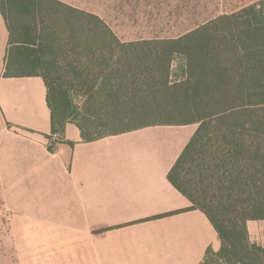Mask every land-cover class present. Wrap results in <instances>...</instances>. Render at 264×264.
Listing matches in <instances>:
<instances>
[{"label": "trees", "instance_id": "obj_1", "mask_svg": "<svg viewBox=\"0 0 264 264\" xmlns=\"http://www.w3.org/2000/svg\"><path fill=\"white\" fill-rule=\"evenodd\" d=\"M0 13L9 32L4 76L43 79L52 133L55 103L71 91L85 99L71 120L84 142L106 136L92 126L197 124L167 178L217 233L220 249L204 264H264L246 230L264 221V0L176 37L128 43L55 0H0ZM176 56L185 79L172 83Z\"/></svg>", "mask_w": 264, "mask_h": 264}, {"label": "crops", "instance_id": "obj_2", "mask_svg": "<svg viewBox=\"0 0 264 264\" xmlns=\"http://www.w3.org/2000/svg\"><path fill=\"white\" fill-rule=\"evenodd\" d=\"M55 1L98 17L121 42L164 39L117 32L113 14L133 0ZM8 43L0 13V199L12 214L36 218L23 229L40 233L35 264H204L208 250L219 251L205 214L192 210L167 178L197 124L146 126L84 142L71 120L58 124L54 115L61 143L50 152L46 86L39 76H4ZM175 58L172 83L185 79L183 57V76L173 74ZM246 230L250 243L264 248V221H248Z\"/></svg>", "mask_w": 264, "mask_h": 264}, {"label": "rangeland", "instance_id": "obj_3", "mask_svg": "<svg viewBox=\"0 0 264 264\" xmlns=\"http://www.w3.org/2000/svg\"><path fill=\"white\" fill-rule=\"evenodd\" d=\"M253 1L256 0H133L132 8L124 5L114 12L112 19L119 27L117 32L123 35L172 38ZM175 63L177 66L173 74L179 78L184 74L182 58L176 57ZM59 102L54 107L58 124L66 120H79L85 103L84 97L73 91L68 94L64 92V95H59ZM134 125L127 124L113 130L92 126L91 132L107 135L133 128ZM35 221L34 216L12 214L0 199V264H35L34 242L40 233L23 231L26 225L34 224Z\"/></svg>", "mask_w": 264, "mask_h": 264}, {"label": "built area", "instance_id": "obj_4", "mask_svg": "<svg viewBox=\"0 0 264 264\" xmlns=\"http://www.w3.org/2000/svg\"><path fill=\"white\" fill-rule=\"evenodd\" d=\"M59 143H61V138L58 133H52L47 141V146L49 148H55Z\"/></svg>", "mask_w": 264, "mask_h": 264}]
</instances>
